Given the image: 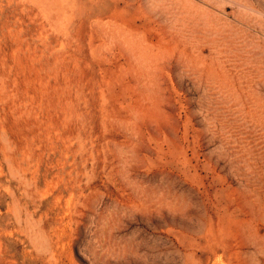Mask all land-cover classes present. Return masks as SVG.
Masks as SVG:
<instances>
[{
    "label": "rangeland",
    "instance_id": "374dc122",
    "mask_svg": "<svg viewBox=\"0 0 264 264\" xmlns=\"http://www.w3.org/2000/svg\"><path fill=\"white\" fill-rule=\"evenodd\" d=\"M0 264H264V0H0Z\"/></svg>",
    "mask_w": 264,
    "mask_h": 264
}]
</instances>
